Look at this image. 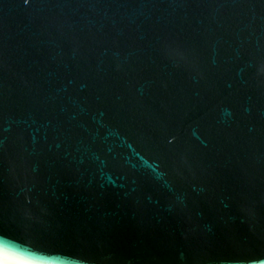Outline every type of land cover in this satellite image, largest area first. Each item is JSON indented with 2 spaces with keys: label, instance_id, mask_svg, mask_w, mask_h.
Wrapping results in <instances>:
<instances>
[{
  "label": "water",
  "instance_id": "1",
  "mask_svg": "<svg viewBox=\"0 0 264 264\" xmlns=\"http://www.w3.org/2000/svg\"><path fill=\"white\" fill-rule=\"evenodd\" d=\"M11 264H264V0H0Z\"/></svg>",
  "mask_w": 264,
  "mask_h": 264
},
{
  "label": "snow or ice",
  "instance_id": "2",
  "mask_svg": "<svg viewBox=\"0 0 264 264\" xmlns=\"http://www.w3.org/2000/svg\"><path fill=\"white\" fill-rule=\"evenodd\" d=\"M18 259L8 248L0 247V264H11V261Z\"/></svg>",
  "mask_w": 264,
  "mask_h": 264
}]
</instances>
